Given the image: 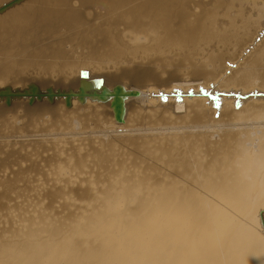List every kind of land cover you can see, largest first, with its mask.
<instances>
[{"label":"bare ground","instance_id":"1","mask_svg":"<svg viewBox=\"0 0 264 264\" xmlns=\"http://www.w3.org/2000/svg\"><path fill=\"white\" fill-rule=\"evenodd\" d=\"M6 89L0 264H264V0H22Z\"/></svg>","mask_w":264,"mask_h":264},{"label":"water","instance_id":"2","mask_svg":"<svg viewBox=\"0 0 264 264\" xmlns=\"http://www.w3.org/2000/svg\"><path fill=\"white\" fill-rule=\"evenodd\" d=\"M22 0H14L12 2H10L9 4L7 5H4L3 7L0 8V13L1 12H4L5 10H7L9 7L15 5L16 3H19L21 2ZM39 91L38 90V87L36 85H33V87L31 88V93L33 95H35V93ZM201 93L210 98L214 104L216 106H218V101H219V96L221 94H210V92H205L201 89ZM20 93H12L10 89H6V90H3L0 92V97L3 98V97H6L7 99V104H9V102L11 101V98L12 97H16V98H20L21 96L23 97V95H19ZM81 95H79V98L82 99L84 96V91L81 89V92H80ZM190 95H192L193 93L190 91L189 92ZM109 95V92L105 89L100 95H97V94H94L92 97H96V98H99V99H105L107 98ZM127 93L123 92V90L120 88V87H117V89L115 90L114 92V101H113V107L115 108V116L116 118H120L121 117V114H122V98L123 97H126ZM56 95L52 93V90H49V94H48V97L52 100ZM175 96L178 98V101H181V92L180 91H177ZM41 95L39 96L38 95V99H40ZM70 97V96H68ZM160 97L162 98V100L164 102H166L167 100V96L164 95V94H161ZM31 99L33 100V96H31ZM33 102V101H32ZM237 106H238V101L236 102Z\"/></svg>","mask_w":264,"mask_h":264},{"label":"rangeland","instance_id":"3","mask_svg":"<svg viewBox=\"0 0 264 264\" xmlns=\"http://www.w3.org/2000/svg\"><path fill=\"white\" fill-rule=\"evenodd\" d=\"M258 40H259V39H258ZM31 84H32V87H33V85H37L36 83H31ZM25 85H28V88L31 87V86H29L30 84H25ZM32 87H31V88H32ZM50 87H51V88H50ZM57 87H58V86H50V85H49V86H46V89H48V90H49V89H52V90L55 91V90L57 89ZM43 88H45V86H44ZM58 88H60V87H58ZM62 88H64V89H71V87H62ZM21 97H22V96H21ZM5 104H7V102H5ZM31 104H32V103H31ZM8 105H9V104H8ZM215 108H217V107H215ZM105 117H106V116H105ZM103 119H104V118H103ZM106 119H107V121H106ZM106 119L102 120L101 123H102V124H106V125H110V124H113V125H114V124L116 123L115 125L121 126V123H122V122L119 124L118 121H120V120H119L118 118H116V117H113V118H112V117L110 116V118L107 117ZM116 119L118 120L117 122H116ZM24 120H25V119H24ZM24 120H21V121H24ZM103 121H104V122H103ZM105 121H106V122H105ZM111 122H112V123H111ZM22 124H24V122H20V125H22ZM91 124L93 125V123H90V124H89L90 128H86V130L88 131V132L86 131V132H87V135H88V134L90 135V134L93 132V131H92V128H93V127H92ZM93 126H94V125H93ZM141 128H142V127H141ZM93 130H94V131H97V130H99V128H93ZM81 131H83V129H82ZM89 131H90V132H89ZM13 132H14V131H13ZM19 132H20L19 130H18V133H17V131H15L13 134H11V133H12V132H11V133H10V138L7 136L6 139H11V140H12V139H14V137L16 138L17 135H18V136H21L22 133H21V132L19 133ZM32 132H33V130H32ZM77 132H78V130H77ZM6 133H7V132H6ZM16 133H17V135H16ZM54 133H55V132H54ZM56 133H58V135L63 136V134H61L60 131H59V132H56ZM62 133H65V131H64V132L62 131ZM78 133H79V132H78ZM93 133H94V132H93ZM4 134H5V132H4ZM4 134H2V135H3V136H6L8 133L5 134V135H4ZM29 134L31 135V133H29ZM29 134L26 133L25 135H29ZM96 134H98V133H96ZM13 135H14V137H12ZM22 135H23V134H22ZM64 135H65V134H64ZM18 136H17V137H18ZM11 137H12V138H11ZM0 174H1V173H0Z\"/></svg>","mask_w":264,"mask_h":264}]
</instances>
